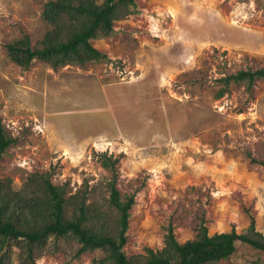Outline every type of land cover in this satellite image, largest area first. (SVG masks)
Returning a JSON list of instances; mask_svg holds the SVG:
<instances>
[{
	"label": "rangeland",
	"instance_id": "rangeland-1",
	"mask_svg": "<svg viewBox=\"0 0 264 264\" xmlns=\"http://www.w3.org/2000/svg\"><path fill=\"white\" fill-rule=\"evenodd\" d=\"M48 1L0 0V122L14 140L0 179L20 189L47 174L67 197L87 191L106 209L115 178L135 202L127 256L162 249L170 226L180 244L202 226L264 234V80L220 82L264 68V0H136L137 14L92 41L110 61L24 70L7 46L44 38ZM249 250L238 243L230 264H249ZM97 254L71 261L60 250L36 264H93Z\"/></svg>",
	"mask_w": 264,
	"mask_h": 264
},
{
	"label": "trees",
	"instance_id": "trees-1",
	"mask_svg": "<svg viewBox=\"0 0 264 264\" xmlns=\"http://www.w3.org/2000/svg\"><path fill=\"white\" fill-rule=\"evenodd\" d=\"M138 13L136 0H50L43 10L48 30L34 47L29 37L7 46L8 58L24 70L40 60L54 68L65 65L100 64L110 61L92 41L108 38L115 23ZM264 80V68L242 70L220 82L245 83ZM225 89L219 92L223 96ZM14 142L0 122V157ZM103 167L113 171L115 162L103 156ZM116 179L109 181L106 209L88 203L87 191L67 197V185H54L47 174L28 176L20 189L11 179H0V264H36L46 254L60 250L71 261L87 253L97 254L93 264H230L238 243L248 247L249 264H264V234L252 224L245 232L210 236L202 226L193 241L180 244L170 226L160 250L127 256L130 210L134 196H121ZM82 193V194H81ZM67 246L65 249L63 246Z\"/></svg>",
	"mask_w": 264,
	"mask_h": 264
}]
</instances>
